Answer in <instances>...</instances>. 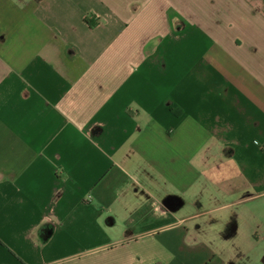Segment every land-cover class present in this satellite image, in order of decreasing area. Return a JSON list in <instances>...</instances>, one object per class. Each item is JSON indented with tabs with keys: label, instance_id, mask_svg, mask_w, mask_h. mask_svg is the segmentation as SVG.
I'll return each instance as SVG.
<instances>
[{
	"label": "crops",
	"instance_id": "0c3cea01",
	"mask_svg": "<svg viewBox=\"0 0 264 264\" xmlns=\"http://www.w3.org/2000/svg\"><path fill=\"white\" fill-rule=\"evenodd\" d=\"M261 197L264 0H0V264H264Z\"/></svg>",
	"mask_w": 264,
	"mask_h": 264
},
{
	"label": "rangeland",
	"instance_id": "374dc122",
	"mask_svg": "<svg viewBox=\"0 0 264 264\" xmlns=\"http://www.w3.org/2000/svg\"><path fill=\"white\" fill-rule=\"evenodd\" d=\"M258 216L261 220V224L262 225V221L264 220V197H261L259 200H258ZM261 232V230H260ZM263 247V250H264V245H260L259 247V251H260V248Z\"/></svg>",
	"mask_w": 264,
	"mask_h": 264
},
{
	"label": "trees",
	"instance_id": "16d2710c",
	"mask_svg": "<svg viewBox=\"0 0 264 264\" xmlns=\"http://www.w3.org/2000/svg\"><path fill=\"white\" fill-rule=\"evenodd\" d=\"M86 23L89 25H92L91 22L89 20H86ZM176 112V111H175ZM177 113V112H176Z\"/></svg>",
	"mask_w": 264,
	"mask_h": 264
}]
</instances>
